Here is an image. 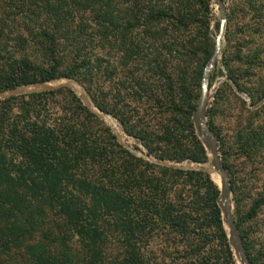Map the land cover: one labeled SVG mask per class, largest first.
Listing matches in <instances>:
<instances>
[{
	"label": "trees",
	"instance_id": "obj_1",
	"mask_svg": "<svg viewBox=\"0 0 264 264\" xmlns=\"http://www.w3.org/2000/svg\"><path fill=\"white\" fill-rule=\"evenodd\" d=\"M209 2L0 0V91L75 81L135 149L205 163L192 115L214 47L195 8ZM217 185L132 154L67 88L0 100V264H237Z\"/></svg>",
	"mask_w": 264,
	"mask_h": 264
},
{
	"label": "rangeland",
	"instance_id": "obj_2",
	"mask_svg": "<svg viewBox=\"0 0 264 264\" xmlns=\"http://www.w3.org/2000/svg\"><path fill=\"white\" fill-rule=\"evenodd\" d=\"M222 1L226 8L225 25L231 36L229 35V42L223 38V55H220L212 70L206 120L217 138L219 156L227 166L230 186L235 194L232 195L231 188L232 212L234 196L240 206L241 228L250 257L254 264H264V0ZM195 10L198 23L204 22V37L208 23V35L214 40L220 21V11L215 0H210L208 10L205 3ZM28 50L33 55L38 52L35 46ZM29 51L28 53H32ZM96 51L101 53L100 49ZM110 52V62L116 66L118 55L113 49ZM230 73L239 88L230 80ZM66 82H71L73 88L75 85L80 87L82 93L76 90L74 92L78 98L85 95L83 87L75 81L61 79L47 84L56 86ZM93 111L97 113L94 108ZM104 116L103 122L112 126L125 144L142 149L133 139L122 133L113 118ZM207 156L205 163L162 162L179 166L209 167L210 158L208 154ZM209 176L216 185L220 184L218 174L212 173ZM233 252L237 264H240L238 254L234 250Z\"/></svg>",
	"mask_w": 264,
	"mask_h": 264
},
{
	"label": "water",
	"instance_id": "obj_3",
	"mask_svg": "<svg viewBox=\"0 0 264 264\" xmlns=\"http://www.w3.org/2000/svg\"><path fill=\"white\" fill-rule=\"evenodd\" d=\"M215 3L220 11V21L217 35L214 39V47L212 53L210 54L207 62L204 65L201 75V83H200V95L198 98V102L196 108L192 115V122L195 129V132L201 141L204 149L209 155V165L212 169H206L202 166L197 165H188V166H179V165H171L162 161H153L146 154L132 148L131 146L125 144L121 137L110 127L112 133L114 134L116 141L126 150L130 151L132 154L136 156L144 157L147 160L153 161L157 164L169 166L174 169L180 170H189V171H198L205 174L210 175L211 173L218 174L220 176V185L219 189V198H218V206L221 211L222 222L226 228L229 243L239 257L240 264H252L248 258L245 247L242 243V239L238 233L236 223L234 220L233 212H232V198H231V186L229 181V174L227 169L223 166L219 151L217 147V138L214 132L209 127L206 117L207 110L210 101V90H209V80L211 76V72L216 66L218 59L221 55L222 47H223V38L226 24V8L224 2L222 0H215ZM71 82L62 83L56 86L47 85V83H35L32 85H24L18 86L14 88H10L4 91H0V100L8 99L10 97L26 95L33 92H44V91H52L59 88H67L73 92H75L70 84ZM83 89V88H82ZM84 90V89H83ZM85 92V90H84ZM76 93V92H75ZM82 104L88 107L93 111L92 104L88 99L86 93L84 96L79 97ZM94 112V111H93ZM96 113V112H94ZM96 115L103 121H105V116L101 112L97 110ZM107 123V122H106Z\"/></svg>",
	"mask_w": 264,
	"mask_h": 264
},
{
	"label": "bare ground",
	"instance_id": "obj_4",
	"mask_svg": "<svg viewBox=\"0 0 264 264\" xmlns=\"http://www.w3.org/2000/svg\"><path fill=\"white\" fill-rule=\"evenodd\" d=\"M71 84V83H70ZM47 85H49V84H47ZM51 86V85H50ZM72 86V85H71ZM72 88H73V86H72ZM75 88V89H74ZM74 88H73V90L75 91H77L78 93H82V90L80 89V87H78V86H74ZM75 91V92H76ZM112 127V126H111ZM112 129H114L113 127H112ZM114 131H115V129H114ZM116 132V131H115ZM117 133V132H116ZM118 134V133H117ZM119 135V134H118ZM120 136V135H119ZM121 137V136H120ZM124 142V141H123ZM125 143V142H124ZM127 144V143H126ZM128 145V144H127ZM204 168H206V169H212L211 168V166L209 165V167H204ZM210 175H212V173L210 174Z\"/></svg>",
	"mask_w": 264,
	"mask_h": 264
},
{
	"label": "built area",
	"instance_id": "obj_5",
	"mask_svg": "<svg viewBox=\"0 0 264 264\" xmlns=\"http://www.w3.org/2000/svg\"><path fill=\"white\" fill-rule=\"evenodd\" d=\"M123 133V132H122ZM124 134V133H123ZM125 135V134H124ZM126 136V135H125Z\"/></svg>",
	"mask_w": 264,
	"mask_h": 264
}]
</instances>
